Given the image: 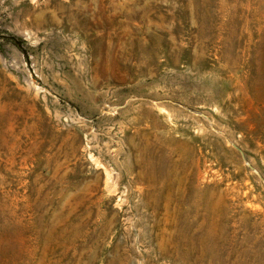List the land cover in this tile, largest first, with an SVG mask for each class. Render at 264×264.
Returning <instances> with one entry per match:
<instances>
[{
  "label": "rangeland",
  "instance_id": "rangeland-1",
  "mask_svg": "<svg viewBox=\"0 0 264 264\" xmlns=\"http://www.w3.org/2000/svg\"><path fill=\"white\" fill-rule=\"evenodd\" d=\"M0 264H264V0H0Z\"/></svg>",
  "mask_w": 264,
  "mask_h": 264
},
{
  "label": "bare ground",
  "instance_id": "bare-ground-1",
  "mask_svg": "<svg viewBox=\"0 0 264 264\" xmlns=\"http://www.w3.org/2000/svg\"><path fill=\"white\" fill-rule=\"evenodd\" d=\"M139 123H142V119H137L136 121H134V124H139ZM150 129H152V126L150 125H146V133L147 134H149V130ZM140 128L139 127H137V128H135V130H134V132H133V136H134V139H135V142H137V143H139L140 144V142H142V140H144L145 139V137L144 136H142V134L140 133ZM145 133V134H146ZM137 150V154H136V157H138V158H144V156H143V151H141V149H140V147L139 148H137L136 149ZM78 201V200H77ZM61 212L59 213V214H63V213H65V206H63V200H61ZM75 207H76V205H75ZM89 208V207H88ZM69 210V209H68ZM76 213V212H75ZM78 215V214H77ZM64 217V216H63ZM64 221H66V220H64ZM61 222H63V221H61ZM85 224V223H84ZM66 225H67V223H66ZM63 226V225H62ZM74 227H77V224L74 226ZM104 230V229H103ZM103 232V231H102ZM77 234V233H76ZM83 234V233H82ZM88 235V234H87ZM104 236V235H103ZM75 238H77V236L75 237ZM80 239H81V237H80ZM79 239V240H80ZM74 240V239H73ZM72 240V241H73ZM87 240H88V242L89 243H94L93 241H91V239H89V238H87ZM75 241V240H74ZM76 243H78V242H76ZM94 253V252H93ZM95 254V253H94Z\"/></svg>",
  "mask_w": 264,
  "mask_h": 264
}]
</instances>
